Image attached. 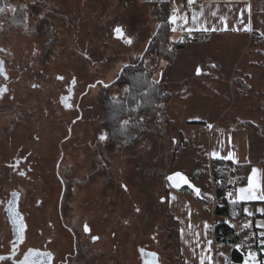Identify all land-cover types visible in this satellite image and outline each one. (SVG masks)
<instances>
[{"label":"rangeland","instance_id":"1","mask_svg":"<svg viewBox=\"0 0 264 264\" xmlns=\"http://www.w3.org/2000/svg\"><path fill=\"white\" fill-rule=\"evenodd\" d=\"M148 1L0 0V8L4 9L0 12V61L4 73L0 74V88H7V92L0 94V264H13L11 255L8 256L13 227L6 214L12 191L18 193V210L24 222H28L22 251L38 244L60 251V235L66 237L68 232L57 224L56 233L45 221L60 223L57 202L61 186L55 167L62 153L63 164L68 168L69 190L77 179L82 182L73 207L75 215L90 217L94 232L104 239L111 223L119 233L121 249L129 241L131 264H139L137 245L142 241L159 250L165 264H181L182 259L176 255L177 241L169 234L176 220L168 214V194L177 188L168 177L185 172L193 180V174L198 172L203 199L211 203L214 193L211 166L199 164L194 157L198 146L208 142V134L186 130L184 148L175 157L183 138L174 124L187 120L212 122L228 112L223 111L227 108L224 102H233L237 92L245 88L252 94L264 93V73L258 72L257 60L255 65L249 62L252 49L245 57V53L229 49L223 52V48L215 47L212 56L216 59L194 63L199 54L192 49L196 41L185 37L183 20H178L172 25L176 28L172 37L186 41L185 48L177 51L176 66L162 60L160 70L154 73L156 77L162 75L170 93L165 111L173 124L165 122L161 136L148 121L152 134L139 138L135 144L119 149L114 145L97 146L99 151L108 152L111 160L108 174L101 171L98 179L90 180V156L97 150L93 144L95 131L89 122L93 119L99 123L102 113L96 99L101 87L112 83L131 55L143 53L155 35L159 21L153 8H161L162 0ZM168 1L172 15L176 9L177 15H187L188 0ZM118 26L133 38L131 44L115 38L114 29ZM235 60L238 62L234 65ZM192 64L196 71L210 65L213 76L218 71L223 78L184 80L192 71ZM241 71L254 73L247 79ZM257 96L262 106L234 112L232 105L228 116L239 117L244 124L254 123L252 129L258 136L252 140L253 149L255 156L264 160V96ZM80 98L83 121L73 125L79 114L76 108ZM96 130L99 133L102 128ZM68 136L71 138L64 141ZM16 162L17 168L13 165ZM226 170L230 181L237 172H244L232 165H226ZM179 189L186 191L189 186ZM102 248L101 243L96 245L97 250ZM99 258L101 263L107 256L100 253Z\"/></svg>","mask_w":264,"mask_h":264},{"label":"crops","instance_id":"2","mask_svg":"<svg viewBox=\"0 0 264 264\" xmlns=\"http://www.w3.org/2000/svg\"><path fill=\"white\" fill-rule=\"evenodd\" d=\"M260 1L264 0H201L195 7L189 4L190 9L186 15L187 23H183L186 29H191L190 32L185 31V37L189 41H196V45L192 49H195L194 53L198 52L199 54L198 60L194 63L204 64V60L207 58L216 59L212 56L215 53L213 51L215 47L223 48V52H229V50L237 53L242 52L245 53V57L252 49L253 57L251 59L253 60L250 59L249 62L255 65L254 60H257L260 64L256 65L259 69L258 72L264 73V10L259 9ZM223 55L226 59V54ZM172 62L174 66L177 65L176 57ZM236 62L238 61L235 60L234 65ZM191 67L192 71L184 80L189 79L192 82L205 78L218 81L223 78L218 71L213 76L215 73L210 72V65L202 70L200 69V74H197L194 64ZM241 73H244L246 78L249 79V75L251 76L254 72L241 71ZM257 94H263L264 96L262 91L252 94L245 88L237 92L236 99L233 102H224L227 108H223V111H227V109L228 112L231 111L232 105L235 109L234 112L249 106H262L263 102L259 100ZM228 112H222L224 114L213 118L210 123L187 120V122H180L179 125L174 124L182 133L183 138L181 144L177 146L175 157L184 148L186 140L184 132L186 130L196 131L198 135H202L201 132L208 134V142L198 146L194 157L199 164L205 165L207 163L211 166L212 190L214 193L211 203L203 199L204 192L200 187L201 180H199L200 173L198 172L193 174V180L189 178L194 184L193 187L189 186L186 191L183 189L169 191L167 208L179 226L178 238L185 264H201V261H203V264H245V261L252 264L248 255L250 252L255 254L256 264H264V257H260V251L264 254V244L261 243L264 240V236L261 235L264 232V227H259V225H264V211H262L264 210V199L240 200L238 192L241 187H247L252 168H257L259 170L257 179L260 187L256 190L255 195L259 197L264 194V160H260L255 156L252 143L253 138L257 137L258 133L252 129L254 123L244 124L239 117L228 116ZM213 153L218 155L214 156ZM229 153L233 155L231 160L224 158ZM214 159L233 161L235 166H238L242 172L244 171L243 173L237 172L231 181L232 189L237 193L234 200L244 203V210L247 209V211H244L245 215L239 217L242 219V225L238 231L243 230L245 233L242 239L236 243L223 244L218 243L215 239V225L220 217L214 215L217 199V181L213 171ZM185 174L188 176L187 173ZM243 176L246 178L244 182L241 181ZM197 189H199V195L196 194ZM249 213L252 214L249 215ZM7 218L11 224L8 215ZM248 239L250 242L246 243ZM209 241L211 244H209ZM235 249L241 254L240 260L233 257Z\"/></svg>","mask_w":264,"mask_h":264},{"label":"trees","instance_id":"3","mask_svg":"<svg viewBox=\"0 0 264 264\" xmlns=\"http://www.w3.org/2000/svg\"><path fill=\"white\" fill-rule=\"evenodd\" d=\"M154 1L149 0L148 2ZM161 5L159 9L153 8L154 16L159 21L158 29L146 49L141 54L131 55L130 61L122 66L116 79L112 83L104 84L97 96L96 103L102 113L101 120L96 126H93V130L95 131L94 135L99 138L98 145H101L102 148L114 145L119 149L124 145L135 144L141 137L150 136L153 127L149 125L148 121L154 125L155 130L161 136L163 135V124L165 122L173 124L165 111L170 93L166 90L162 75L159 74L156 77L154 73L160 70L162 60L172 62L177 51L185 46L186 41L173 39V24L169 22V18L172 16L170 3L168 0H162ZM92 107L94 106L92 105ZM125 120L129 122L127 126L124 125ZM100 128L102 131L97 133L99 130L96 129ZM101 135L106 136L107 139L101 140ZM226 165L235 166V163L225 159H214L213 161V171L217 181L216 197L219 200L215 207V213L217 217H220L215 225V239L218 243L223 244L236 243L242 239L245 233L243 230L238 231L224 219V216L239 218L245 215L244 203L238 201L233 203V200L227 197V193L233 188V185L229 180ZM241 178L242 182L246 181L245 176ZM168 214L174 219L169 211ZM178 233L179 226L175 221L169 234L171 239L177 241L178 253L176 255L182 259L181 264H185L180 250ZM233 257L236 260L241 259L238 250L233 251ZM260 257H264L261 251Z\"/></svg>","mask_w":264,"mask_h":264},{"label":"flooded vegetation","instance_id":"4","mask_svg":"<svg viewBox=\"0 0 264 264\" xmlns=\"http://www.w3.org/2000/svg\"><path fill=\"white\" fill-rule=\"evenodd\" d=\"M82 100L83 98H80L79 103L77 104L76 110L79 114L77 119L73 121V125L83 121L84 115L81 105ZM89 123L92 127L98 124L96 120H90ZM73 125L69 127V135L72 133ZM69 138L71 137L68 136L64 139V141L68 140ZM98 140V136H95L93 139V144L95 142L96 147L94 148L97 151L92 153L90 156V164L93 167V172L91 173V176L93 177H90V180L92 181L94 179H98L97 177L101 171L103 174L104 171H107L108 174V166L111 160L110 157H108V152L106 153L103 150H98ZM64 155L65 153H62L60 163L57 164V167H55V174L57 175V179L61 186V191L57 202V214L60 218V223H56L52 219H46L45 221L48 222L49 226H51L56 233L57 224L68 232L66 237H62V235H60V251L56 252L54 249H50L47 246L43 247L40 244L29 246L22 251L21 246L25 243V241L23 242L22 240L23 244L22 242L17 243L13 238L11 243V251L8 256L11 255L10 257L12 258L13 264H22L25 256H28L30 251L38 253V255L29 256L30 264H131L129 241L127 239L123 244V248L121 249L119 244V233L114 230L111 223L106 228L108 237L104 239L100 234L94 232L95 227L92 224L91 219H89L90 217L85 215L79 216L78 214L75 215V210L73 207H76V193L79 189L80 183L82 182L77 179L69 190V177L67 176L68 168L65 163L63 164ZM13 165L15 168H17L18 162L14 163ZM105 166L107 167V170H104ZM86 181H88V179H86ZM12 193H14L16 198H18V194L15 191L11 192V196ZM37 203L40 205L42 200H39ZM8 204L9 203H6L7 206ZM85 225H87L90 229L89 232L84 231ZM23 228H25L26 233L28 222L23 224ZM92 236L99 237V239L93 241L91 239ZM155 241L157 242V240H154V242ZM100 243L101 246H104V248L97 250L96 245ZM149 245L150 243H145L144 241L137 245L139 264H151L150 257L153 256L151 252H154V254L157 255L158 264H165L162 253L156 248L149 247ZM100 253L107 256V259H102L101 263H99Z\"/></svg>","mask_w":264,"mask_h":264},{"label":"snow or ice","instance_id":"5","mask_svg":"<svg viewBox=\"0 0 264 264\" xmlns=\"http://www.w3.org/2000/svg\"><path fill=\"white\" fill-rule=\"evenodd\" d=\"M188 3L189 4H194L195 0H188ZM2 11H4V9L0 8V12H2ZM178 12H179V9L174 10V14L169 18V22L172 23L173 25H175V24H177L178 20H183V22L186 24L187 23V17L186 16L177 15L176 13H178ZM213 15H215V13H213ZM193 19H195V17H193ZM172 30L175 32L176 28L174 27ZM186 30L189 31V32L191 31V29H186ZM205 30H208V29H205ZM212 30H215V29H212ZM114 32L116 33L117 36H123L124 35L122 28L119 27V26L114 29ZM126 43L131 44L132 43L131 39L130 38L127 39ZM0 51H3V49H0ZM0 74H4L3 73V61H0ZM197 74H200V69H197ZM5 78H7L6 75H5ZM57 78L61 79V80L63 79V77H57ZM33 87H37V85H33ZM105 87H107V85H105ZM5 92H7V88L6 87L0 88V94L5 93ZM128 123L129 122L127 120L124 121V125L125 126H127ZM209 127H211V125H209ZM100 139L101 140H105V139H107V137L104 136V135H101ZM213 155L215 156V155H218V154L217 153H213ZM224 158L231 160V159H233V155H232V153H229ZM258 173H259V170L257 168H252L251 174L248 177V185H247V187H241L240 189H238V192L240 194L239 195V199L240 200H245V199H264V194H261L259 197H257L255 195L256 190L260 187V184H259L258 179H257ZM20 174L24 175V173H20ZM168 179L170 181L179 180V181H182L184 184L188 183L187 178L184 177L179 172L175 173L173 176H169ZM174 186L179 188L180 184L176 183ZM196 194L199 195V189L196 190ZM228 195H229V197H231L233 194L231 192H229ZM232 202L236 203V200H233ZM136 211L139 212L140 209L137 208ZM245 211H247V209H245ZM262 211H264V210H262ZM251 214L252 213H249V215H251ZM245 226L247 227L248 225H245ZM20 227L23 228V225H21ZM259 227H264V225H259ZM84 231L85 232H89L90 231V229L88 228L87 225L84 226ZM261 235L264 236V232H262ZM91 239L93 241H95V240L99 239V237L92 236ZM261 243L264 244V240H262ZM209 244H211L210 241H209ZM32 255H38V253L30 251L29 255L25 256L24 261L22 262V264H30L29 256H32ZM153 255H155V254H153ZM248 255L251 258L252 264H256L255 254L250 252ZM0 259H3V257H0ZM201 264H203V261H201ZM245 264H248V261H245Z\"/></svg>","mask_w":264,"mask_h":264},{"label":"water","instance_id":"6","mask_svg":"<svg viewBox=\"0 0 264 264\" xmlns=\"http://www.w3.org/2000/svg\"><path fill=\"white\" fill-rule=\"evenodd\" d=\"M122 28V27H121ZM123 30V28H122ZM123 33L124 35L123 36H117L116 33L114 32V35H115V38L117 39H120L122 41H125L127 39H131V41H133V38L129 37L128 35H126L125 31L123 30ZM177 173V172H176ZM181 173L184 177L187 178L188 180V183L187 184H184L182 181H179V180H176V181H169V183L175 187L174 185L176 183H179L180 184V187L179 188H182L184 186H190V187H193L194 184L191 182V180L189 179V177L183 173V172H179ZM175 173H172L170 174L169 176H173ZM177 188V187H175ZM177 188V189H179ZM17 193V192H16ZM18 194V193H17ZM11 202H9L8 206H7V215L10 219V222L12 224V227H13V235H14V240L17 242V243H20L23 238H24V228H21L20 226L23 225L25 222L23 220V217H22V214L19 212L18 210V206H17V198L15 196L14 193H12V196H11ZM151 254L153 255L154 252H151ZM154 257V258H153ZM150 260H151V264H158V259H157V255H153L152 257H150Z\"/></svg>","mask_w":264,"mask_h":264},{"label":"built area","instance_id":"7","mask_svg":"<svg viewBox=\"0 0 264 264\" xmlns=\"http://www.w3.org/2000/svg\"><path fill=\"white\" fill-rule=\"evenodd\" d=\"M201 0H195L194 4H190L192 7H195ZM259 9L260 10H264V1H260L259 2ZM231 192L233 195L231 197H229L228 193ZM229 192L227 193V197L230 200H234L237 196V193L235 192V190L231 189L229 190ZM219 200L216 199L215 203L216 205L218 204ZM214 215H216V213H214ZM217 216V215H216ZM224 219L227 220L232 226H234L235 228L238 229V227H240L242 225V219L241 218H233L230 216H224Z\"/></svg>","mask_w":264,"mask_h":264}]
</instances>
